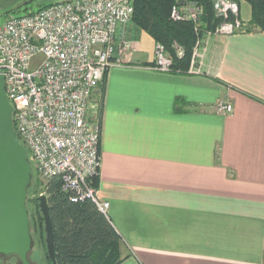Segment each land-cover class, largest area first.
Instances as JSON below:
<instances>
[{
	"label": "crops",
	"instance_id": "0c3cea01",
	"mask_svg": "<svg viewBox=\"0 0 264 264\" xmlns=\"http://www.w3.org/2000/svg\"><path fill=\"white\" fill-rule=\"evenodd\" d=\"M238 6L247 28L250 6ZM117 36L131 48L88 117L101 126L96 193L121 237L119 264H263L264 33L203 36L186 73L153 69L155 41L133 21ZM220 100L231 112L214 110Z\"/></svg>",
	"mask_w": 264,
	"mask_h": 264
},
{
	"label": "built area",
	"instance_id": "2783aa9c",
	"mask_svg": "<svg viewBox=\"0 0 264 264\" xmlns=\"http://www.w3.org/2000/svg\"><path fill=\"white\" fill-rule=\"evenodd\" d=\"M212 2L220 22L206 36L247 31L236 1ZM133 10L134 0H59L0 21V73L14 130L33 168L44 184L60 177L72 201L91 199L106 216L108 202L89 183L101 165V126L88 117V107L105 72L121 65L131 48L117 30L132 21ZM201 14V6L182 0L170 18L191 20L198 31ZM202 38L196 39L189 71ZM172 63L164 45L155 42L151 67L172 72ZM214 110L229 113L232 105L220 100Z\"/></svg>",
	"mask_w": 264,
	"mask_h": 264
},
{
	"label": "trees",
	"instance_id": "16d2710c",
	"mask_svg": "<svg viewBox=\"0 0 264 264\" xmlns=\"http://www.w3.org/2000/svg\"><path fill=\"white\" fill-rule=\"evenodd\" d=\"M32 1L23 0L13 10L25 9ZM180 1L182 0H134L132 21L148 33L155 42L164 45L172 57V72L186 73L196 39L213 30L220 22V18L215 15L212 0H184L202 8L198 31H196L191 20L170 18L172 6L179 4ZM234 1L239 2V0ZM244 1L249 4L251 12L247 30L257 29L264 33V0ZM177 48L183 51L181 57L177 56ZM28 158L32 164L29 155ZM31 166V176L34 175V172L38 176L33 165ZM98 182V176L89 180L95 189L98 188ZM30 185L31 181L26 193L29 191ZM31 188L34 192L37 191L36 185ZM44 189L53 232L56 263L119 264L122 259L121 237L109 217L102 213L91 199L72 201L70 192L62 190L60 177H54L47 181L44 184ZM31 201L35 207L33 213H28L29 232L30 235L32 233L38 235L42 241L43 218L36 206V199ZM46 258L47 263L51 264L47 253Z\"/></svg>",
	"mask_w": 264,
	"mask_h": 264
},
{
	"label": "water",
	"instance_id": "95a60500",
	"mask_svg": "<svg viewBox=\"0 0 264 264\" xmlns=\"http://www.w3.org/2000/svg\"><path fill=\"white\" fill-rule=\"evenodd\" d=\"M31 177L28 153L18 140L12 121V105L4 90L0 73V254L17 255L22 264H30L27 252L31 246L26 208L27 187ZM43 218L46 253L51 264H57L47 198L38 196Z\"/></svg>",
	"mask_w": 264,
	"mask_h": 264
},
{
	"label": "rangeland",
	"instance_id": "374dc122",
	"mask_svg": "<svg viewBox=\"0 0 264 264\" xmlns=\"http://www.w3.org/2000/svg\"><path fill=\"white\" fill-rule=\"evenodd\" d=\"M59 1V0H33V2L29 3L27 5V8H19L15 10H8L6 12L0 11V21H3L6 17L10 15H20L30 11L36 10L39 6L44 4H50L52 2ZM238 4V3H237ZM239 8V6H238ZM30 165H32L30 163ZM35 171V170H34ZM33 171V172H34ZM31 174H32V166H31ZM30 177L31 181V187L36 185L37 191H33V189L30 187L29 191L27 192V200H26V207L29 214L33 213L34 211V203L31 201L32 199H36L37 201V207H38V196L41 194H45L44 189V183L43 181L36 176V173H33ZM30 183V182H29ZM39 209V208H38ZM31 249L27 255V260L30 264H48L47 258H46V247H45V241H44V232H43V240L41 241L40 237L38 235H35L32 233L31 235ZM0 264H22L19 257L14 254H0Z\"/></svg>",
	"mask_w": 264,
	"mask_h": 264
},
{
	"label": "flooded vegetation",
	"instance_id": "af4514ba",
	"mask_svg": "<svg viewBox=\"0 0 264 264\" xmlns=\"http://www.w3.org/2000/svg\"><path fill=\"white\" fill-rule=\"evenodd\" d=\"M30 238H31V235H30ZM31 240H32V239H31ZM30 249H31V246H30ZM30 249H29V251H30ZM29 251L27 252V255H28ZM16 256H17V255H16Z\"/></svg>",
	"mask_w": 264,
	"mask_h": 264
}]
</instances>
